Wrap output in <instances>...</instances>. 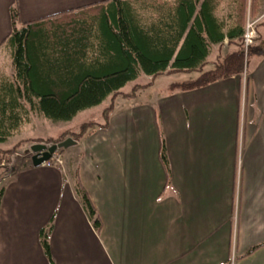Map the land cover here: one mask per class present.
<instances>
[{
    "label": "crops",
    "instance_id": "1",
    "mask_svg": "<svg viewBox=\"0 0 264 264\" xmlns=\"http://www.w3.org/2000/svg\"><path fill=\"white\" fill-rule=\"evenodd\" d=\"M104 1L0 0V50L13 6L24 23ZM213 15L226 32L235 5L222 0ZM257 31L263 45L246 73L146 101L119 97L106 126L67 147L61 166L27 156L1 173L0 264H264V23ZM210 46L204 70L234 49L227 39ZM51 219L49 262L39 232Z\"/></svg>",
    "mask_w": 264,
    "mask_h": 264
},
{
    "label": "trees",
    "instance_id": "2",
    "mask_svg": "<svg viewBox=\"0 0 264 264\" xmlns=\"http://www.w3.org/2000/svg\"><path fill=\"white\" fill-rule=\"evenodd\" d=\"M221 1L109 0L24 23H19L18 9L13 6L12 29L1 43V50L9 57L11 74H0V143L7 141L30 115L52 123L68 122L112 98L102 111V125L82 123L78 131L67 129L53 139L57 143L72 136L80 141L93 128L106 126L116 97L133 98L164 73L198 71L194 78L172 82L170 91H189L245 73L247 53L242 34L247 0H231L235 20L226 32L213 15V8ZM198 3L200 9L195 13ZM256 5L254 2L251 6ZM225 39L233 42L234 49L217 58L213 68L204 70L210 43ZM140 75L150 81L144 86L134 85L123 94L122 88ZM159 154L167 167L162 138ZM76 188L93 227L99 231L101 224L86 191L78 184ZM2 193L0 186V198ZM51 223L52 219L39 232L49 262Z\"/></svg>",
    "mask_w": 264,
    "mask_h": 264
},
{
    "label": "rangeland",
    "instance_id": "3",
    "mask_svg": "<svg viewBox=\"0 0 264 264\" xmlns=\"http://www.w3.org/2000/svg\"><path fill=\"white\" fill-rule=\"evenodd\" d=\"M153 1V0H152ZM259 4L261 3L263 5V0H247L246 5V11L245 16L243 20V25L245 24V21L248 17L250 19L256 21V28L258 29V25H261L264 23V13L261 7L256 5V7H252L253 3ZM252 5V6H251ZM260 11V12H259ZM258 40V37L255 38L253 41V44L251 45V49L246 54V69L248 67V70L250 68L251 63L254 61L255 56L257 55L258 49H260L263 45V42H256ZM257 57V56H256ZM246 73V70H245ZM0 74L1 75H9L11 74V66L10 61L7 52L3 49L0 50ZM192 74L189 72H178V73H164L159 76H157L152 84L149 85V87H146L143 91H140L138 93L137 97L133 99H124L121 98L122 96H118L115 98H119V101L117 103H131V101H146L150 97L152 98L155 94L164 93L169 90V85L172 82H178L186 79H190ZM150 81L149 77H146L144 75H140L135 81H131L127 83L123 88L122 92L123 94L129 93L134 85H141L144 86ZM113 99L108 97L102 104L90 109L83 111L71 121V122H59V123H52L49 122L42 117L30 115L29 120L25 123H23L16 131L13 132V134L7 139V141L0 143V176L1 173L3 176H6L13 168H16L19 163L24 159L27 158V156L32 155L31 152H29V146L30 144L36 142L37 140H41V142L50 145L54 141L53 139L61 135L64 131H66L65 128L71 127L68 130L78 131V127L81 123L84 122H90L99 121V114L102 109H104V106H108ZM103 111V110H102ZM102 115V113H101ZM89 120V121H88ZM102 121V120H101ZM50 136V137H48ZM72 138V136H69ZM73 139V138H72ZM47 140V141H44ZM21 141H23L21 143ZM78 142V140H76ZM20 143L19 146H16V148L12 149L15 145ZM80 149V147H78ZM12 149V150H9ZM66 149V148H65ZM64 148L61 150L58 149V153L60 154V157H62V152L65 150ZM9 150L8 152H6ZM65 156V155H64ZM4 162V163H3ZM3 178V177H0ZM49 225V224H48ZM48 227V226H47ZM45 227V228H47Z\"/></svg>",
    "mask_w": 264,
    "mask_h": 264
},
{
    "label": "water",
    "instance_id": "4",
    "mask_svg": "<svg viewBox=\"0 0 264 264\" xmlns=\"http://www.w3.org/2000/svg\"><path fill=\"white\" fill-rule=\"evenodd\" d=\"M76 141L71 137H66L62 141L57 143H52L51 145L47 146L43 142H34L29 146V152L32 153L30 159L34 166L42 165L47 159L50 158L51 154L55 152L57 149H65L73 144Z\"/></svg>",
    "mask_w": 264,
    "mask_h": 264
},
{
    "label": "built area",
    "instance_id": "5",
    "mask_svg": "<svg viewBox=\"0 0 264 264\" xmlns=\"http://www.w3.org/2000/svg\"><path fill=\"white\" fill-rule=\"evenodd\" d=\"M257 38V28H256V21L250 19L248 17L244 24V30L242 34V44L245 51V54L247 53L248 48L253 44V41ZM47 145V144H46ZM51 145V144H50ZM49 146V145H47ZM4 163V162H3ZM63 164L62 158L60 157V154L58 153V149L55 150L50 156L49 159H47L43 165L50 167V166H61Z\"/></svg>",
    "mask_w": 264,
    "mask_h": 264
}]
</instances>
